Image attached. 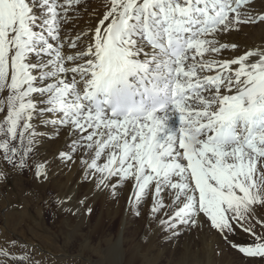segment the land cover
I'll return each mask as SVG.
<instances>
[{
    "label": "snow or ice",
    "instance_id": "obj_1",
    "mask_svg": "<svg viewBox=\"0 0 264 264\" xmlns=\"http://www.w3.org/2000/svg\"><path fill=\"white\" fill-rule=\"evenodd\" d=\"M255 25L264 0H0V181L78 163L90 191L131 182L135 215L150 202L169 239L206 227L264 264V42L224 40ZM88 199L53 204L83 218ZM18 250L0 264H44Z\"/></svg>",
    "mask_w": 264,
    "mask_h": 264
},
{
    "label": "rangeland",
    "instance_id": "obj_2",
    "mask_svg": "<svg viewBox=\"0 0 264 264\" xmlns=\"http://www.w3.org/2000/svg\"><path fill=\"white\" fill-rule=\"evenodd\" d=\"M27 175L26 172L23 176H17L24 182V202L13 199L15 197L0 201V247H10L11 242L15 241L19 246L17 255L25 249H34V259L43 260L44 264H175L179 258H186L191 252L197 256L202 250L195 246L196 243L194 248L186 247L189 246L187 237L191 234L193 239L200 240L206 227L195 232H184L174 241L159 242V237L164 234H159L156 228L159 227L158 221L149 216L150 202L142 204L140 215H135L130 211L131 200L123 199L120 211L110 215L109 226L101 229L97 224L99 209L95 201L88 200L93 209L90 215L86 214L83 218L68 216L53 204L56 198L53 191L33 190L26 183ZM6 187L1 189L3 193L8 191ZM23 205L27 213L22 220L18 213ZM19 219L22 221L18 222ZM246 240L247 235L239 232L234 237V242ZM227 247L235 264L233 250L238 251ZM210 249L209 256L201 254V257H210L212 264H217V244ZM205 254H208L207 251ZM238 254L237 264H250L248 258ZM201 261L204 259L201 258Z\"/></svg>",
    "mask_w": 264,
    "mask_h": 264
},
{
    "label": "bare ground",
    "instance_id": "obj_3",
    "mask_svg": "<svg viewBox=\"0 0 264 264\" xmlns=\"http://www.w3.org/2000/svg\"><path fill=\"white\" fill-rule=\"evenodd\" d=\"M99 2L100 0H91V3L94 5ZM259 6H260V0H257V8H259ZM85 22H89L87 17H84L81 23L83 24ZM224 40L225 42L237 43L241 51H243L245 48L251 47L253 45H259L262 42H264V25L246 26L239 32L234 31L231 35L225 36ZM231 51L232 50H229V53H225V55L226 56L229 55ZM36 128L38 132L46 131V126L40 124L39 122H36ZM66 143H70V140L66 135H62L59 139L56 138L48 139L46 136L40 138L36 146V156L38 159L41 160L45 158L51 160L58 150H66L65 148ZM26 183L33 190H37V191L51 190L53 191L56 198L57 197L63 198L64 193H68L69 195H73V196H78L80 198H83V196L86 194L89 197L88 200H93L98 205L99 218L97 224H100L101 229H104L108 225L109 218L110 219L112 218V216L110 215L117 214L120 211L123 205V199L130 200L134 191V189L133 190L130 189L133 188L131 182H122L116 189V195H111L110 192L108 191H105L103 193H96L95 191H90V189L93 186L90 183L85 182L83 180L82 172L80 170L78 163L70 167H64L59 161H56L55 163L52 164L51 175L48 182L40 183L34 181L31 178V174L28 173L26 177ZM23 185L24 182H22L17 176L11 179V182L8 183L7 187L5 186V183L3 181H0V201H2L3 199L12 200L11 197H15L13 199L21 200V202H24L25 187ZM4 187L8 188V191H5L3 193L1 189ZM116 199L119 200L117 201ZM24 207L25 206L23 205L22 209H20V212L18 213L19 218L21 219L25 217L27 213ZM131 207L132 210L130 209V211H132L134 214L135 209L132 201H131ZM126 213L128 212L126 211ZM21 219H19L18 222L23 220ZM156 228L159 230V234H164L161 237H159V242L163 243L165 241L167 242V241L175 240V239H169L168 233L162 230L160 226ZM206 229L207 228L203 229L204 233H202L200 240H198L197 238L193 239L191 234H189V236L187 237V239H189V246L186 247L194 248L195 246H198V248H202L203 251L201 250V252L197 256H195V254L191 252L188 257L179 258L175 264H212L211 262L212 259H210V257H206V256L201 257V254L209 256L211 252L210 247H212L213 244H217V248L219 249V252L217 254V264L234 263V261L231 258L232 255L228 254V251L226 250L228 249L227 245H224L223 242L218 238V236H216V234ZM207 235H210V238H207ZM220 248H223L222 253L220 252ZM206 251L208 254H205ZM233 256H234L235 264H237V262L239 261L238 252H235L233 250ZM201 258L204 259L203 262L201 261Z\"/></svg>",
    "mask_w": 264,
    "mask_h": 264
}]
</instances>
